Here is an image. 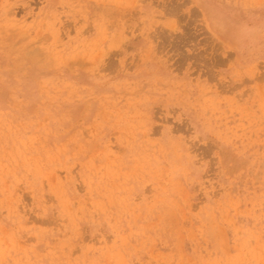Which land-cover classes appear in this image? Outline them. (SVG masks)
I'll use <instances>...</instances> for the list:
<instances>
[{"label":"rangeland","instance_id":"374dc122","mask_svg":"<svg viewBox=\"0 0 264 264\" xmlns=\"http://www.w3.org/2000/svg\"><path fill=\"white\" fill-rule=\"evenodd\" d=\"M0 264H264V0H0Z\"/></svg>","mask_w":264,"mask_h":264}]
</instances>
